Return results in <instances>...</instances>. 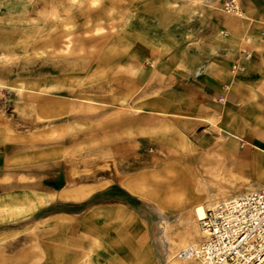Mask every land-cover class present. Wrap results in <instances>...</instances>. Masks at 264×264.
<instances>
[{
  "label": "rangeland",
  "instance_id": "rangeland-1",
  "mask_svg": "<svg viewBox=\"0 0 264 264\" xmlns=\"http://www.w3.org/2000/svg\"><path fill=\"white\" fill-rule=\"evenodd\" d=\"M13 1L0 0V201L52 200L0 223V264H163L202 241L197 207L264 189V108L234 129L238 115L206 119L243 141L234 140L185 117L192 96L176 81L180 69L211 62L217 72L233 56L228 1L27 0L24 11ZM167 171L188 187L180 205L163 202V182L150 178ZM140 177L160 205L121 187ZM113 186L131 205L61 211ZM61 190L91 193L63 202Z\"/></svg>",
  "mask_w": 264,
  "mask_h": 264
},
{
  "label": "crops",
  "instance_id": "crops-1",
  "mask_svg": "<svg viewBox=\"0 0 264 264\" xmlns=\"http://www.w3.org/2000/svg\"><path fill=\"white\" fill-rule=\"evenodd\" d=\"M225 1H233L240 13V17L228 21L225 32L236 40L233 56L217 72L210 70L209 62L207 69L198 66L192 72L180 69L176 73L177 83L192 96L191 114L185 117L193 123L238 115L244 124L258 117L256 109L264 108V0H206V3L221 8ZM252 102L261 105L253 109ZM173 263L179 262L166 259L163 264Z\"/></svg>",
  "mask_w": 264,
  "mask_h": 264
},
{
  "label": "built area",
  "instance_id": "built-area-1",
  "mask_svg": "<svg viewBox=\"0 0 264 264\" xmlns=\"http://www.w3.org/2000/svg\"><path fill=\"white\" fill-rule=\"evenodd\" d=\"M225 13H239L233 1ZM203 235L197 245L176 252L170 260L198 264H264V189L225 200L198 220Z\"/></svg>",
  "mask_w": 264,
  "mask_h": 264
},
{
  "label": "bare ground",
  "instance_id": "bare-ground-1",
  "mask_svg": "<svg viewBox=\"0 0 264 264\" xmlns=\"http://www.w3.org/2000/svg\"><path fill=\"white\" fill-rule=\"evenodd\" d=\"M76 1L77 0H69V2L71 4L75 3ZM110 2L111 1H109V4H108V5H110L109 7L113 8V3L110 4ZM160 2L163 4V3H165V0H160ZM13 5H14V8L16 7L18 9H20L21 11H24L29 6V3L27 2V0H15V1H13ZM95 5H96V1L90 0L88 7L93 8V6H95ZM193 6H195L197 11L203 10L202 5L194 4ZM168 7L170 9H173V6L171 4H169ZM237 17H240V13L237 14ZM7 22H12V21H7ZM21 22H23V20L19 19L18 23H21ZM242 112L243 113L246 112V106H244V109L242 110ZM204 122L207 123L209 126L217 129L218 132H220L224 135H228L230 138H232L234 140L243 141L242 139L238 138L237 136H234V135L222 130L216 124H214L210 121L205 120ZM242 125H243V122L240 121L238 118L231 125V128L234 129L237 127H242ZM246 144L248 145V143H246ZM191 165H194V161L192 162ZM227 169L228 168L226 166V162L223 161L220 170H221V172H223V174H225ZM150 178H152L153 180L154 179L155 180H161L163 182L162 186L166 191L165 195L162 199L163 202L169 203L171 205H176V206L180 205L183 202V198L187 194L188 187L186 185L178 182L176 180V178H174L172 172L167 171L165 173L164 177H162L160 174H152ZM164 178H166V179H164ZM193 181H194V183L197 182L196 177ZM147 183H148V180L146 178L140 177V178H135L133 180L123 181L121 184V187L133 196L139 197L143 200L153 201L157 205H160L158 198L155 197L156 194H155L154 190H151L149 184H147ZM90 193H91L90 191H86L84 193L75 194L71 191L63 190L58 194V198L60 201H63V202H67V201L78 202V201H81L82 199H84L85 197H87ZM51 200H52V198L40 199V198L33 196L31 194H20L17 196H11V197H8L4 200H1L0 201V223L1 224L13 223V222L20 221L22 219H26L27 217H30L31 215H33L41 207L47 205ZM204 200L207 201L209 199L206 196L204 198ZM120 207H124V206H120ZM93 214L96 215L97 213H93ZM94 215H91V216L89 215L88 219H93ZM108 216L114 220H117V221L123 220L125 217L120 212H116V213L112 212V213H109ZM204 216H205L204 208L201 206L197 207L196 208L197 220L203 219ZM202 239H203V235H202ZM192 245H197V244H192ZM171 258L172 257L169 258V261H172V260H170ZM140 262H142V261H140ZM190 262H195V261H190ZM185 263H189V262H185Z\"/></svg>",
  "mask_w": 264,
  "mask_h": 264
},
{
  "label": "trees",
  "instance_id": "trees-1",
  "mask_svg": "<svg viewBox=\"0 0 264 264\" xmlns=\"http://www.w3.org/2000/svg\"><path fill=\"white\" fill-rule=\"evenodd\" d=\"M133 197H131L129 194H127L125 191L120 189L117 186H113L110 189H108L106 192L93 196L88 202H85L81 205L74 206V211H66L65 208L71 207L70 205H66L61 211L71 213V214H77L79 212H82L86 209H88L91 206H95L98 204H104V203H117L122 205H131V202L133 201Z\"/></svg>",
  "mask_w": 264,
  "mask_h": 264
}]
</instances>
